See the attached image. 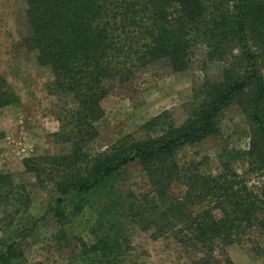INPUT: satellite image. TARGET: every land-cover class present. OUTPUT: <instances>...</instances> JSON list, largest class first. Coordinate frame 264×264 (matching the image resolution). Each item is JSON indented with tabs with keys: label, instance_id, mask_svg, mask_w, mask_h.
Listing matches in <instances>:
<instances>
[{
	"label": "trees",
	"instance_id": "16d2710c",
	"mask_svg": "<svg viewBox=\"0 0 264 264\" xmlns=\"http://www.w3.org/2000/svg\"><path fill=\"white\" fill-rule=\"evenodd\" d=\"M25 3L22 45L52 74L48 89L64 103L57 137L68 147L25 159V170L58 192L48 211L63 226L58 231L63 242L83 204L93 199L99 210L91 227L95 241L78 239L70 264H137L124 257L130 250L128 223L150 231L153 239L171 237L193 250L190 264H233L226 248L234 244L264 259V0ZM214 63L223 65L220 73L193 87L182 123L163 111L112 145L91 150L112 87H131L150 67L180 73L192 67L206 71ZM16 100L0 77V108ZM233 106L243 113L250 137L247 149L230 154L246 159V171L238 174L226 159L215 174L203 172L200 161L181 162V151L218 136L217 121ZM128 168L142 174L139 192L128 185L120 189ZM252 176L261 185H249ZM19 190L0 174V264H34L22 242L35 222L13 221L29 204L28 194ZM12 196L16 203L9 211Z\"/></svg>",
	"mask_w": 264,
	"mask_h": 264
},
{
	"label": "rangeland",
	"instance_id": "374dc122",
	"mask_svg": "<svg viewBox=\"0 0 264 264\" xmlns=\"http://www.w3.org/2000/svg\"><path fill=\"white\" fill-rule=\"evenodd\" d=\"M25 8V0H0V77L17 97L14 104L0 108V174L9 176L20 187L19 191L28 194L27 212L13 220L21 224L27 220L35 222L32 234L22 242L27 260L34 264H70L72 252H78L74 247L78 239L87 245L93 244L91 227L99 210L93 199L83 204L81 213L65 228L68 240L63 242V235L58 233L63 226L48 211L49 204L58 199V192L50 184H40L34 173L25 170V159L68 151L57 137L63 99L48 89L52 80L49 68L38 65L34 54L22 45L27 34ZM222 66L214 63L209 64L206 71L192 67L180 73L155 66L131 87H112L102 102L104 116L95 124L99 136L91 144V150L97 152L112 145L163 111L170 112L176 124L182 123L186 118L183 105L190 102L193 87L206 77H216ZM217 125V137L184 149L178 155L180 161H200L203 172L215 174L221 171L226 159L238 174H243L247 169L246 159L230 154L248 147L250 129L243 113L236 106L230 107L221 114ZM142 178L138 168H128L123 171L120 189L125 191L128 185L139 192ZM261 183L262 180L254 176L248 179L251 186ZM174 193L180 195L182 191L177 189ZM13 198L8 200L9 211L16 203ZM59 205L61 208L63 201L60 200ZM2 209L0 204V217ZM125 235L130 250L124 257L137 264H190L195 255L193 250L185 249L171 237L153 239L150 231L131 223L127 224ZM2 237L0 229V239ZM226 254L233 264H264L262 257L244 245H231L226 248Z\"/></svg>",
	"mask_w": 264,
	"mask_h": 264
}]
</instances>
